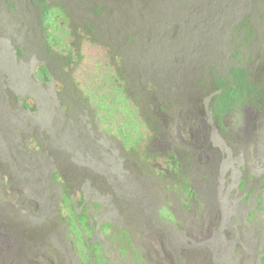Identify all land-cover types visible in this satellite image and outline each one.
I'll return each instance as SVG.
<instances>
[{
  "label": "rangeland",
  "instance_id": "374dc122",
  "mask_svg": "<svg viewBox=\"0 0 264 264\" xmlns=\"http://www.w3.org/2000/svg\"><path fill=\"white\" fill-rule=\"evenodd\" d=\"M47 1L0 0V264H260L264 102L209 101L264 72V0Z\"/></svg>",
  "mask_w": 264,
  "mask_h": 264
},
{
  "label": "trees",
  "instance_id": "16d2710c",
  "mask_svg": "<svg viewBox=\"0 0 264 264\" xmlns=\"http://www.w3.org/2000/svg\"><path fill=\"white\" fill-rule=\"evenodd\" d=\"M36 1L41 5L43 9V18L44 20L47 21L48 9H50L51 6H49V4L47 3V0H36ZM242 28H245L249 36L253 34V29L251 27L249 17H247L246 21L242 23ZM109 60L111 63V58ZM38 70L40 71L43 70L44 72L43 74L40 75L42 79L49 78V77H46V75L48 74V71L44 64H41ZM259 76H260L259 81H256L255 79H253L247 67L244 65H231L226 75H215L214 87L212 89V93H211L212 97L209 101V105H210V108H212L213 115L217 118L218 122H222L226 114L228 113L230 114L235 113L241 118L243 115L242 110L246 106L251 105V104H253V106H258L259 100L262 103L264 102V72L262 74H259ZM148 84L151 86L152 90H155L154 87H152L153 86L152 82H148ZM150 104L154 106V103H150ZM25 105L29 107L27 104ZM136 105H137V108L140 114V107L138 106V103H136ZM186 107L188 108L190 114L192 112L194 113L195 111L198 112L197 110L198 107L195 106L194 104H192L191 106H186ZM31 109H35V108L32 107ZM162 110H164L165 112L167 109H165V107L163 106L161 108V111ZM140 116L147 122V125L151 129L152 132L156 131L157 125L154 124L156 122L153 123V121L151 120L152 112L150 113L149 116L147 115L146 118L143 116V114H140ZM176 116L180 117L178 114H176ZM165 117L167 119V125L164 129H166L167 135L163 138L162 141H166L167 143L166 146H167L168 153H169L168 155H170L173 152V154L170 155L173 158L172 162L168 161V164L171 165V167H168V168L171 170L172 174H175L173 171L174 169H177L179 171V175L183 176V174H186V170L184 168L182 161H180V159L178 158L177 150L175 149L176 145L174 144L175 142H174V137H173L174 136L173 127L176 126L177 120L174 121L173 117L169 118L168 115H165ZM197 125H198L197 123L192 122L188 125L187 130H192L195 127H197ZM145 158H147V154H145ZM161 172H164V171H161ZM58 175H61V174H58ZM184 178L185 177H183V179ZM175 182L179 184V182H181V179ZM180 187L182 190H184V188L186 187L187 190L185 192L195 194L191 190V186H189V183H185V184L181 183ZM68 189H69V186L64 185V191L62 194L61 204L64 201L65 196H68V197L70 196V194L68 193ZM263 190H264V181H263ZM263 237H264V232H263ZM130 243L133 245V241H130ZM259 261H260V264H264V247L262 249L261 259ZM150 264H153V263L150 262Z\"/></svg>",
  "mask_w": 264,
  "mask_h": 264
},
{
  "label": "clouds",
  "instance_id": "9594fccd",
  "mask_svg": "<svg viewBox=\"0 0 264 264\" xmlns=\"http://www.w3.org/2000/svg\"><path fill=\"white\" fill-rule=\"evenodd\" d=\"M37 3H38V2H37ZM47 3L49 4L50 2L47 1ZM38 4H39V3H38ZM39 6H40V8H41V12H42V15H41V16H42V18H43V9H42V7H41L40 4H39ZM43 21H44V22L42 23V26L44 25V23L46 22V20H44V18H43ZM47 22H48V20H47ZM70 28H71V27H70ZM71 30H73V29L71 28ZM71 32H72V31H71ZM101 45H102V44H101ZM101 45H100V46H101ZM197 126H198V125H197ZM174 139L178 141V138L176 137V135L174 136ZM180 161H182L183 165L186 164V163H184V161H183L182 159H181ZM260 259H261V258H260Z\"/></svg>",
  "mask_w": 264,
  "mask_h": 264
}]
</instances>
